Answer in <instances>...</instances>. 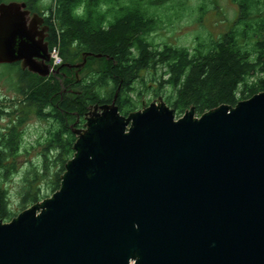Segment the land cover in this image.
Returning <instances> with one entry per match:
<instances>
[{
	"label": "water",
	"instance_id": "95a60500",
	"mask_svg": "<svg viewBox=\"0 0 264 264\" xmlns=\"http://www.w3.org/2000/svg\"><path fill=\"white\" fill-rule=\"evenodd\" d=\"M30 15L0 3V64L59 74ZM157 101L93 107L60 189L0 221V264H264V92L178 120Z\"/></svg>",
	"mask_w": 264,
	"mask_h": 264
},
{
	"label": "trees",
	"instance_id": "16d2710c",
	"mask_svg": "<svg viewBox=\"0 0 264 264\" xmlns=\"http://www.w3.org/2000/svg\"><path fill=\"white\" fill-rule=\"evenodd\" d=\"M169 1L174 0H53L47 7L50 50L57 48L63 61L58 75L66 81L63 71L72 73L76 70L73 61L81 57L83 62L86 55H90L87 61L102 59L108 66L69 87L95 91L92 99L73 105L62 98L58 103L62 113L78 111L77 119H81L74 124L76 128L61 126L51 135L45 152L56 153L53 159L45 156L42 170L29 171L22 188V202L33 204L44 199L41 187L34 185L41 177L49 179L53 194L60 189L65 166L75 153L73 146L78 138L75 131L87 123L84 116L89 106L101 107L115 101L121 115H131L128 108L136 106L129 95L134 93L136 82L145 80L142 76L147 71H154L151 75L158 76L160 85L170 86L172 96L165 100L178 116L192 108L202 116L222 105L236 107L239 102L264 92V0H234L239 15L233 29L218 39L199 42L194 50L159 45L150 38L161 21L159 9ZM34 10L40 9L34 6ZM13 65L19 67L21 78L26 79L30 72L23 70L20 63ZM49 90L52 97L53 89ZM31 98L32 105L38 107V116H50L62 125L57 107L46 113L54 99ZM8 110L0 98V221L3 222L17 216L5 184L16 173L15 161L23 139L20 117L6 127L2 125Z\"/></svg>",
	"mask_w": 264,
	"mask_h": 264
},
{
	"label": "rangeland",
	"instance_id": "374dc122",
	"mask_svg": "<svg viewBox=\"0 0 264 264\" xmlns=\"http://www.w3.org/2000/svg\"><path fill=\"white\" fill-rule=\"evenodd\" d=\"M12 2H25L29 7L35 6L40 10L46 11L47 7L52 5L53 0H0V3ZM238 15L239 7L234 0L169 1L159 9L158 17L161 21L150 38L154 43L159 45L168 44L174 47H184L194 50L199 42H206L208 38L218 39L228 30L233 29ZM73 63L76 65L81 64L82 58L75 59ZM51 64L52 62H49V65ZM11 65L0 64V98L3 104L9 109V114L2 121L4 127L8 126L11 121L23 120V124L20 127V133L23 136L20 145L21 150L19 158L15 161L17 170L14 176L5 184L11 198L12 209L18 215L36 204H25L21 201L22 188L25 185V179L29 176V171H32L31 169L37 170L40 168L42 170L45 156H51L53 159L56 151H49L48 154L45 152V149L48 148L49 138L61 126L74 127V124L77 125L79 119H81V117L77 119V115H79L78 111L77 113H62L58 109V103L62 98L69 99V103L73 105L92 99L95 91H85V87L81 86L72 89H69V87L76 83L77 80H80L81 83L89 79L95 72H103L108 64L106 60L91 58L82 69L75 68L76 70L72 73L64 70L63 72L67 75H65L67 77L66 81L63 79V76L53 73L48 77L29 73L26 79H22L19 67L13 64ZM152 72L154 71H147L142 76V79L145 80L135 83V91L129 95L133 101L132 103L136 106L132 110L131 107L128 108L132 111L131 114L142 111L146 106L159 99L167 104V98L172 96L170 86L167 84L160 85L158 76L154 78L151 75ZM64 84L67 88L64 87ZM49 89H53L52 97ZM31 96L39 98L47 96L48 100L50 98L54 99L53 104L46 110V113L48 114L51 108L53 110L54 107H57L59 116L64 120L62 122L61 119L62 125L50 116H38V107L32 105ZM157 103L160 102L157 101ZM93 107H88L87 114L84 116L85 120L89 118ZM184 114L178 116L175 113L176 119L178 120ZM19 117L20 119L18 120ZM195 117L200 118L201 116L196 114ZM85 126L86 124L79 127V129L84 130L86 128ZM57 167H59V164H57ZM49 182L48 178L41 177L34 183L35 186L41 187L39 191L44 196V199L39 202L53 195Z\"/></svg>",
	"mask_w": 264,
	"mask_h": 264
},
{
	"label": "flooded vegetation",
	"instance_id": "af4514ba",
	"mask_svg": "<svg viewBox=\"0 0 264 264\" xmlns=\"http://www.w3.org/2000/svg\"><path fill=\"white\" fill-rule=\"evenodd\" d=\"M27 9L31 12V15H30L31 18H33L35 14H38L40 17L43 18V22L41 23L39 29L40 30H42V29L45 30L46 38H45L44 41L48 43V50H47V52H40V53L48 54L50 56V43H49L50 28H49V24H48V21H49L48 12L44 11V10L35 11L34 10V6L29 7V5L27 6ZM37 20L39 21V19H37ZM66 79H67V77H66Z\"/></svg>",
	"mask_w": 264,
	"mask_h": 264
},
{
	"label": "built area",
	"instance_id": "2783aa9c",
	"mask_svg": "<svg viewBox=\"0 0 264 264\" xmlns=\"http://www.w3.org/2000/svg\"><path fill=\"white\" fill-rule=\"evenodd\" d=\"M51 69L54 70V68H58L63 64L62 59L60 58V54L58 52L57 48H53L51 50Z\"/></svg>",
	"mask_w": 264,
	"mask_h": 264
},
{
	"label": "clouds",
	"instance_id": "9594fccd",
	"mask_svg": "<svg viewBox=\"0 0 264 264\" xmlns=\"http://www.w3.org/2000/svg\"><path fill=\"white\" fill-rule=\"evenodd\" d=\"M50 62H51V50H50ZM57 69V68H56Z\"/></svg>",
	"mask_w": 264,
	"mask_h": 264
}]
</instances>
